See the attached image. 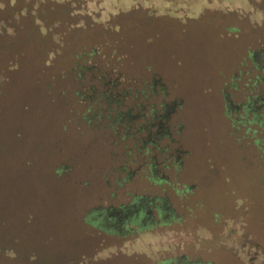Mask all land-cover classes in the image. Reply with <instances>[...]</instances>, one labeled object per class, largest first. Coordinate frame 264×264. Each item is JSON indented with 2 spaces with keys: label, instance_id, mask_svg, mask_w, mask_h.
Listing matches in <instances>:
<instances>
[{
  "label": "rangeland",
  "instance_id": "374dc122",
  "mask_svg": "<svg viewBox=\"0 0 264 264\" xmlns=\"http://www.w3.org/2000/svg\"><path fill=\"white\" fill-rule=\"evenodd\" d=\"M76 1L88 26L72 33L67 47L96 41L100 68L121 75L118 91L126 83L137 91L146 84V96H125L118 108L141 114L128 121L131 128L168 106L170 135L158 145L179 149L184 175L173 171L177 153L151 159L133 128L123 138L121 129L110 128L114 110L107 119L99 102L88 112L101 118L90 132L71 122L88 104L67 97L66 116L53 113V124L25 113L21 145H14L19 156L0 159V264H264V65L249 56L264 50V0ZM61 65L59 59L52 71ZM152 81L155 95L147 89ZM15 85L5 84L13 102L22 93ZM253 100L255 111L248 107ZM6 101L2 130L14 124ZM39 146L47 152L34 160L32 177L16 175L10 166L24 164ZM59 162L66 177L49 178ZM208 162L224 164V172L200 198L193 175ZM162 176L167 184L154 181ZM139 198L164 201L165 213L153 209L138 224L102 225L101 212ZM27 209L31 224L24 221Z\"/></svg>",
  "mask_w": 264,
  "mask_h": 264
},
{
  "label": "trees",
  "instance_id": "16d2710c",
  "mask_svg": "<svg viewBox=\"0 0 264 264\" xmlns=\"http://www.w3.org/2000/svg\"><path fill=\"white\" fill-rule=\"evenodd\" d=\"M77 6L76 0H0V114L4 112L2 104L7 100L8 105L12 107L14 123L8 129H0V159L8 158L13 162V159L19 156L14 145H21L22 142V135L18 131L23 114H43L44 123L48 119L53 124V113L61 112L62 119L66 116L65 108L69 100L81 106L88 104L83 112L80 109L75 111L74 120L71 119L73 125L82 126L87 132L98 128L100 114L88 112L90 106L99 102L97 109L100 110L103 106L107 119L110 117V111L114 110V117L109 118V123H112L110 128L121 129L122 138L128 135L131 128L128 123L129 110L123 112L118 108L125 96H146V84L137 91L126 83L118 91L116 87L119 86L118 78L121 75H114V70L106 71L100 68L96 60L99 53L96 41H91L87 46L67 47V39L72 33L81 32L88 26L87 17L78 13ZM252 54L254 53L249 54L251 59ZM59 59L62 67L52 71V66ZM252 61L259 66L257 61ZM261 61L264 65V60ZM12 83H16L17 88H22V93L15 102L13 94L5 89V84ZM153 87V84L147 85L150 94L155 95ZM66 97L69 100L64 102ZM254 100L261 101L258 97ZM254 100L251 101L250 108L255 111ZM55 125L58 129H66L65 124L57 120ZM1 141L4 147L1 146ZM51 144L56 150L57 141ZM39 147H34L31 154L26 155L24 164L20 163L19 159L10 169H14L16 175L24 173L26 178L32 177L37 157L47 152ZM67 170V166L59 162L53 165L48 177L53 178L55 175V179L65 178ZM31 211L27 209L24 213L26 224L34 221ZM85 222L95 229H100L96 221L86 218Z\"/></svg>",
  "mask_w": 264,
  "mask_h": 264
},
{
  "label": "flooded vegetation",
  "instance_id": "af4514ba",
  "mask_svg": "<svg viewBox=\"0 0 264 264\" xmlns=\"http://www.w3.org/2000/svg\"><path fill=\"white\" fill-rule=\"evenodd\" d=\"M258 58L255 56V54H252L251 57L254 61H256L257 59L264 60V50L259 52ZM264 67L260 68V70L263 72ZM264 74V73H263ZM153 85H155V81H152ZM229 105V103H228ZM174 105H172L173 107ZM248 107H252V104L250 103V105ZM164 113H160L157 111H150L149 112V117L146 119L145 118V123L144 125L138 124L137 127H132L133 128V132L134 134L138 135V140H139V144H140V150L144 151V153H147V151H149L151 156V159L154 158V155H165V158H168L172 153H177L178 155L176 157L173 158V160H176V163L173 164L174 166H177L176 168H180V163L178 162V160L180 159V156L182 153L179 152L178 148H174L173 151L171 149V147H169V145H163L160 146L158 145V141L160 139H162L163 137H169V132H168V106H164ZM239 106L234 107V111L238 110ZM243 109H246L245 107H243ZM129 113V111H127ZM129 116V115H128ZM141 115L138 112L137 115H130L129 116V121H134L135 119L139 118ZM232 122V121H231ZM130 128V130L132 129ZM144 132V139L143 137H140V134ZM133 135V134H132ZM135 138L133 137V140ZM147 144V145H146ZM177 145V142L173 143ZM150 146V147H149ZM152 153V155H151ZM183 155H186V153H183ZM161 166L163 165L162 163L160 164ZM165 167H169L170 165L164 163ZM154 166L148 165V170L151 172V174H153L154 172ZM175 168V167H174ZM155 203L154 200L152 199H144V198H139V199H135V202H133L132 204H128L126 206L120 205L118 206L116 209H112V208H108L106 210H104L103 212L100 213L101 216V221L102 225L104 227H112V228H117L120 225L123 224H127L130 223L131 221H133L134 223L137 222L138 224V220L139 219L140 222H142V218L144 217V215H147L149 219H151V214H152V210L156 209L158 213H165L166 209H164V205L165 202L161 201L160 204ZM95 221V220H93ZM149 221V220H148ZM108 222V223H106ZM132 223V222H131ZM97 224V222H96ZM100 227L99 224H97Z\"/></svg>",
  "mask_w": 264,
  "mask_h": 264
},
{
  "label": "crops",
  "instance_id": "0c3cea01",
  "mask_svg": "<svg viewBox=\"0 0 264 264\" xmlns=\"http://www.w3.org/2000/svg\"><path fill=\"white\" fill-rule=\"evenodd\" d=\"M138 136V135H136ZM209 165L207 167V165ZM185 165V164H184ZM187 166L188 164H186V169H185V172L187 170ZM177 166H175V168L173 169V171L176 172V175L178 177V175H180V171L178 170L179 168H176ZM160 168H164L165 171H168L169 168H166L164 166H161ZM173 168V167H172ZM195 172H199L198 174L196 173L195 175H193V181H195V179L199 182V184L197 185V188H196V191H197V195L201 198V190L205 187V185L212 181V180H220L221 179V175L223 174L224 172V164L220 163L218 165H215L214 163H203V166L201 169H199L198 171H195ZM182 175V173H181ZM183 175H184V171H183ZM182 175V176H183ZM156 183H164V184H167V178L165 177H161V178H158L157 180H154ZM184 190H187V188L185 187H182ZM195 191V192H196ZM201 200V199H200ZM199 200V201H200ZM199 203L202 204V201H200Z\"/></svg>",
  "mask_w": 264,
  "mask_h": 264
}]
</instances>
